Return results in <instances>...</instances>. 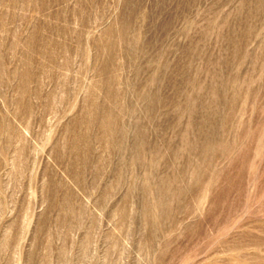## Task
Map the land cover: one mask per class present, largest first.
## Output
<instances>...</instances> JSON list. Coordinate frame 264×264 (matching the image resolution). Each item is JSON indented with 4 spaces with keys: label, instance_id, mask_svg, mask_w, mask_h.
Here are the masks:
<instances>
[{
    "label": "rangeland",
    "instance_id": "obj_1",
    "mask_svg": "<svg viewBox=\"0 0 264 264\" xmlns=\"http://www.w3.org/2000/svg\"><path fill=\"white\" fill-rule=\"evenodd\" d=\"M0 264H264V0H0Z\"/></svg>",
    "mask_w": 264,
    "mask_h": 264
}]
</instances>
